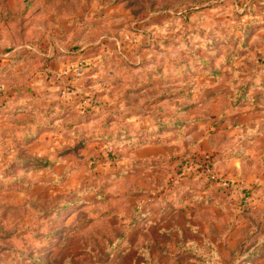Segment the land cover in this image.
Listing matches in <instances>:
<instances>
[{
	"label": "rangeland",
	"instance_id": "1",
	"mask_svg": "<svg viewBox=\"0 0 264 264\" xmlns=\"http://www.w3.org/2000/svg\"><path fill=\"white\" fill-rule=\"evenodd\" d=\"M263 19L264 0H0V58L49 62L43 81L0 69V264H264L263 158L209 162L246 138L236 92L264 75ZM94 127L112 141L82 142ZM147 134L173 142L135 148Z\"/></svg>",
	"mask_w": 264,
	"mask_h": 264
},
{
	"label": "crops",
	"instance_id": "2",
	"mask_svg": "<svg viewBox=\"0 0 264 264\" xmlns=\"http://www.w3.org/2000/svg\"><path fill=\"white\" fill-rule=\"evenodd\" d=\"M45 77V73H37V79L39 81H43ZM212 79V78H209ZM213 80V79H212ZM261 80V81H260ZM252 86L250 87V90L247 94V97L250 98L249 101H243L237 105H235V108L239 109V108H244L242 111V114H249L251 115V121L247 124H249V128L247 131V135L245 140H241L239 142V144L235 145L232 149V153L237 154V156H235L232 159H224L223 161L219 160V164L228 162V161H233V160H238L242 165H244L243 163H245L246 161H253L257 158L261 159L263 158L264 161V152H263V148L261 147V152H258V147L259 145L263 144V142L261 141L264 140V87L260 88V83H262L264 81V75L263 76H254L253 78H249L248 80ZM208 93H211L212 91H205ZM200 94L201 91L199 92ZM212 95H209V97H211ZM205 98V97H204ZM226 98L231 99V96L228 97L226 96ZM42 98H36V99H32L30 101H27V103H25L24 105H18L19 107H26V112L28 114H39L41 111L44 110V106L40 105L39 101ZM34 101V102H32ZM24 102V101H23ZM18 108V107H17ZM234 108V107H233ZM246 108V109H245ZM22 112V110H20V113ZM189 114V113H188ZM197 122L195 121H191L189 122L185 127L187 128V136H186V141L188 143H192L195 142V139H200L199 134V127H197ZM252 125V126H251ZM238 129H243V128H238ZM200 145L202 147H204L202 141H200ZM156 147L159 145H155ZM160 146H169V144H160ZM151 147H154L153 145ZM203 151H205V148L202 149ZM222 153H225L222 152ZM223 155V154H222ZM243 157L247 158V160L243 161ZM218 159L220 157H217ZM180 203V202H177ZM173 211L177 212V213H183V211H185V214H187V209H186V204L181 202L180 205H173ZM154 214V212H153ZM184 214V213H183ZM166 216V215H164ZM147 218V217H146ZM167 218V217H165ZM164 220V218H163Z\"/></svg>",
	"mask_w": 264,
	"mask_h": 264
},
{
	"label": "trees",
	"instance_id": "3",
	"mask_svg": "<svg viewBox=\"0 0 264 264\" xmlns=\"http://www.w3.org/2000/svg\"><path fill=\"white\" fill-rule=\"evenodd\" d=\"M260 22H264V19ZM20 51L12 56H9V57H4L3 59L0 58L1 61H4L6 63L2 64L0 69L2 70H6L7 67L9 66H12L13 64L15 63H18V62H21L22 60H26V61H29L28 63H32L33 66L31 69L35 68L36 65H37V71L36 73H45L47 72L48 68H49V62L48 59L46 60L45 58L41 57L39 54L37 55L32 48L30 47H27V46H23L19 49ZM37 58V60H36ZM206 61L204 60H199V62H197V65L198 67H200V69L203 70V73H205L206 71V75L207 77L209 78H212L214 79L217 75H218V70L214 67H210L211 69L207 71L206 69V66L205 65ZM193 66V64L189 66H184L183 64L181 65V67H179V72L181 73L184 69H189ZM217 79V78H215ZM249 80V79H248ZM241 82H242V87H240V91L239 92H236L237 94V100H238V103L236 104H239V102H243V101H249L250 98L247 97V94L250 90V87L252 86V84L249 82V81H244L243 79H241ZM264 87V81L262 83H260V86ZM206 88V87H205ZM205 88L200 84V83H197L195 85V88L194 89H198L197 91H202V90H205ZM11 95V94H10ZM19 111L20 110H27L26 107H20L18 108ZM190 109H185L183 110L182 112L184 114L186 113H189ZM96 110L95 109H92L91 107H88L87 111L85 112V114L83 115L85 118L86 117H93L95 116L96 114ZM189 123V121H186V122H183V124L181 125L182 127H177V132H180L181 133V138L180 140L182 139H186V136H187V128L185 127L187 124ZM179 126V125H178ZM122 130V129H121ZM124 130V129H123ZM150 132V131H149ZM83 133L86 134V138L83 139L82 142H85L86 141H90V140H94V139H97V138H106L108 139V141H112V138L114 137L113 135H100L99 131H98V128L97 127H94V128H90L86 131H84ZM135 148H143L145 146H148V145H157V144H170L173 142V138L171 137H168L167 135L163 138L162 136H156V135H153V134H147V135H139L137 137V140L135 141ZM84 144V143H83ZM189 144V143H188ZM235 156H237V154H234V153H223V155L220 156L219 160H224V159H232L234 158ZM243 161L247 160V158L243 157ZM218 158L216 157H212L210 159V163L212 164H216L218 161ZM159 196V195H158ZM195 200H199L198 199H195ZM153 212V210L149 207H143L141 209V212L136 214L134 216V218L130 221V224L128 225V228L126 231H131L133 230L135 227H137L139 225V222L141 221V218L144 219L148 216V214H151Z\"/></svg>",
	"mask_w": 264,
	"mask_h": 264
}]
</instances>
